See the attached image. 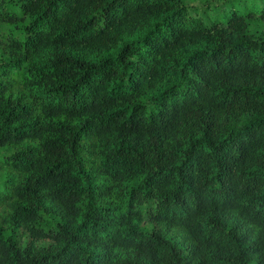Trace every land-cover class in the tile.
Masks as SVG:
<instances>
[{"label": "trees", "instance_id": "obj_1", "mask_svg": "<svg viewBox=\"0 0 264 264\" xmlns=\"http://www.w3.org/2000/svg\"><path fill=\"white\" fill-rule=\"evenodd\" d=\"M249 21L264 0H0V264H264Z\"/></svg>", "mask_w": 264, "mask_h": 264}, {"label": "rangeland", "instance_id": "obj_2", "mask_svg": "<svg viewBox=\"0 0 264 264\" xmlns=\"http://www.w3.org/2000/svg\"><path fill=\"white\" fill-rule=\"evenodd\" d=\"M253 1L256 0H181L189 8L191 13L202 16L206 22L215 15L222 14L232 7H240L242 4L249 5ZM8 7L13 8L10 5ZM21 27L18 24H0V32L5 35L2 42L6 43L7 37L20 38L22 36ZM247 31L253 37L261 36V33L264 31V25L249 21ZM1 179L0 177V183Z\"/></svg>", "mask_w": 264, "mask_h": 264}]
</instances>
